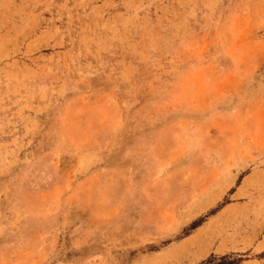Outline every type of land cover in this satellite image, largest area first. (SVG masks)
I'll use <instances>...</instances> for the list:
<instances>
[{
	"label": "rangeland",
	"instance_id": "1",
	"mask_svg": "<svg viewBox=\"0 0 264 264\" xmlns=\"http://www.w3.org/2000/svg\"><path fill=\"white\" fill-rule=\"evenodd\" d=\"M51 2L0 0V264H264V0Z\"/></svg>",
	"mask_w": 264,
	"mask_h": 264
},
{
	"label": "snow or ice",
	"instance_id": "2",
	"mask_svg": "<svg viewBox=\"0 0 264 264\" xmlns=\"http://www.w3.org/2000/svg\"><path fill=\"white\" fill-rule=\"evenodd\" d=\"M29 7L31 5H28ZM139 5L137 4V0H126L125 3H120L117 4L114 2V0H80V3H72L71 0H62V2H51L49 5V8L53 12V19H59L63 20L64 19V12L67 10L70 15L68 17V23L71 24L74 18H78V10L80 8L84 9H94L96 13H98L100 16H104L108 14L111 10L116 9L119 7L122 9V15H127L131 9L134 7H138ZM147 8L151 9L153 7L152 4H147L145 5ZM49 8H44L43 4L39 5L37 10H43L45 14L49 11ZM60 9L61 11V16L56 17L55 12L57 9ZM92 75H95V72H92ZM134 79V76L132 75H125L121 76L116 80V83H118L122 89H126L129 94H131L134 89L130 86L132 81ZM102 83V82H101ZM261 95H264V82H262V87L260 89ZM235 93H233V96L235 97ZM228 102L227 101V95H225V98L223 101H220L218 103H224ZM232 101V103H234ZM241 107H243V103H241ZM261 159L264 160V144L261 145ZM75 154H73V158L69 159L67 154H62V162L65 167L67 168H72L76 164L75 160ZM81 166H83V161H81ZM169 171H171V167H169Z\"/></svg>",
	"mask_w": 264,
	"mask_h": 264
},
{
	"label": "crops",
	"instance_id": "3",
	"mask_svg": "<svg viewBox=\"0 0 264 264\" xmlns=\"http://www.w3.org/2000/svg\"><path fill=\"white\" fill-rule=\"evenodd\" d=\"M262 233H264V232H262ZM256 245H257V247H258V249H260V251H261V249H264V240H262V241H257L256 242ZM241 260V259H240ZM253 260H244V262L242 263V264H253V262H252ZM238 264V263H237Z\"/></svg>",
	"mask_w": 264,
	"mask_h": 264
},
{
	"label": "trees",
	"instance_id": "4",
	"mask_svg": "<svg viewBox=\"0 0 264 264\" xmlns=\"http://www.w3.org/2000/svg\"><path fill=\"white\" fill-rule=\"evenodd\" d=\"M240 259L241 258H233V259H231V260H229L227 262H223V263L221 262L219 264H237L240 261Z\"/></svg>",
	"mask_w": 264,
	"mask_h": 264
}]
</instances>
